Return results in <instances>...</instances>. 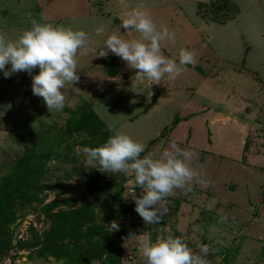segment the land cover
I'll return each mask as SVG.
<instances>
[{
    "label": "rangeland",
    "instance_id": "obj_1",
    "mask_svg": "<svg viewBox=\"0 0 264 264\" xmlns=\"http://www.w3.org/2000/svg\"><path fill=\"white\" fill-rule=\"evenodd\" d=\"M133 8L174 33V42L161 43L162 54L195 53L175 79L152 83L115 55L93 56L110 33L138 38L119 26ZM30 17L83 30L88 40L77 50L78 79L73 90L65 86L60 111L50 113L32 94L26 72L0 75V186L10 180L23 191L0 264H64L20 246L31 230L42 237L49 227L42 209L54 201L52 212L89 203L100 226L110 230L116 221L122 264H144L131 243L124 246L143 232L180 237L194 252L206 244L207 264H264V0H0V37L14 38ZM85 103L106 134L74 131ZM109 128L143 143L141 155L170 142L195 154L189 165L200 180L191 192L173 190L159 223L144 225L125 197L131 176L100 172L74 154L85 141L103 143Z\"/></svg>",
    "mask_w": 264,
    "mask_h": 264
},
{
    "label": "clouds",
    "instance_id": "obj_2",
    "mask_svg": "<svg viewBox=\"0 0 264 264\" xmlns=\"http://www.w3.org/2000/svg\"><path fill=\"white\" fill-rule=\"evenodd\" d=\"M28 27L21 29L12 39L0 37V75L24 71L31 76V92L42 98L51 113L65 107V86L73 90L78 79L76 71L77 50L88 40L83 30H73L62 25L40 22L30 17ZM121 28L138 33V38H125L118 33L108 34L94 50L97 57L109 54L119 57L138 78L158 83L162 77L175 79L186 65H192L195 53L180 48L175 58L161 52V43L174 42L175 35L169 29L157 25L142 9L133 8L120 19ZM92 56V57H93ZM8 65L6 68L5 66ZM38 71L33 74L32 70ZM112 132V129L109 128ZM144 153V144L122 131H115L96 146H76L74 154L83 156V162L103 173H122L132 177L128 195L134 203V211L144 225L157 224L168 211L166 198L174 189L192 191L193 181H199L201 173L190 167L195 155L179 147L175 142L158 153ZM134 188L141 189L134 195ZM216 204L213 199L206 207ZM225 218L221 217V221ZM116 221L110 222V231L118 230ZM131 243L141 254L144 264H207L209 253L206 244L198 252L191 250L180 237L166 234L152 238L149 232L136 233L124 240L127 248Z\"/></svg>",
    "mask_w": 264,
    "mask_h": 264
},
{
    "label": "trees",
    "instance_id": "obj_3",
    "mask_svg": "<svg viewBox=\"0 0 264 264\" xmlns=\"http://www.w3.org/2000/svg\"><path fill=\"white\" fill-rule=\"evenodd\" d=\"M87 103V102H86ZM82 107V113L73 126L74 131H83L95 136L103 131V122L91 110L88 104ZM109 132H107L108 134ZM88 146L95 143L83 142ZM0 252L10 246L12 239L11 225L14 224L15 199L22 197L20 184L10 180L0 186ZM26 193V192H25ZM25 194V198H26ZM28 202V201H26ZM56 201L43 207L42 211L49 221L48 229L40 237L31 230L30 238L21 244L24 248H37V258L52 257L64 264H122V245L124 233L105 229L97 221L96 213L89 203L74 208L52 212Z\"/></svg>",
    "mask_w": 264,
    "mask_h": 264
},
{
    "label": "water",
    "instance_id": "obj_4",
    "mask_svg": "<svg viewBox=\"0 0 264 264\" xmlns=\"http://www.w3.org/2000/svg\"><path fill=\"white\" fill-rule=\"evenodd\" d=\"M232 188L231 186H229V189Z\"/></svg>",
    "mask_w": 264,
    "mask_h": 264
},
{
    "label": "crops",
    "instance_id": "obj_5",
    "mask_svg": "<svg viewBox=\"0 0 264 264\" xmlns=\"http://www.w3.org/2000/svg\"><path fill=\"white\" fill-rule=\"evenodd\" d=\"M130 244V243H129Z\"/></svg>",
    "mask_w": 264,
    "mask_h": 264
}]
</instances>
